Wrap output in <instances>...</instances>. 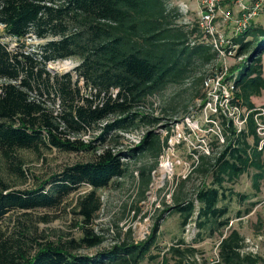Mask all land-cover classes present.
Segmentation results:
<instances>
[{
  "label": "trees",
  "instance_id": "obj_1",
  "mask_svg": "<svg viewBox=\"0 0 264 264\" xmlns=\"http://www.w3.org/2000/svg\"><path fill=\"white\" fill-rule=\"evenodd\" d=\"M176 12L166 0H0V38L15 43L10 48L0 41V155L12 160V171L23 177L18 150L88 152L86 161L64 166L30 189H11L0 176V221L12 211L56 209L71 193L88 187L74 203L77 236L53 242L32 238L22 224L16 237L0 229V264H140L158 257L159 264H198L193 244L214 234L219 236L216 256L202 264L260 263L258 256L242 252L244 238L229 226L228 207L221 204L225 192L232 194L228 185L241 175L252 171L254 197L264 180L259 112L252 101L264 90V26L252 22L232 43L244 59L223 79L229 84V106L237 109L242 125L237 128L232 118L219 114L221 133L214 144L219 149L198 153L175 188L182 190L194 174L201 176L200 184L190 198L172 194L170 210L178 215L180 229L193 220V244L178 239L161 256L153 253L155 225L140 242L80 252L103 242L91 227L102 207L99 191L125 177L133 160L140 162L135 168L143 196L167 146L169 127L164 136L156 132L160 118L142 108L171 85L189 80L186 86L203 88L206 76L195 75L194 69L217 60L197 22L178 23ZM28 36L43 41L26 51ZM67 58L77 60L71 70L47 69L48 63ZM193 97L204 101L206 95ZM124 134H137L139 140L117 148Z\"/></svg>",
  "mask_w": 264,
  "mask_h": 264
},
{
  "label": "rangeland",
  "instance_id": "obj_2",
  "mask_svg": "<svg viewBox=\"0 0 264 264\" xmlns=\"http://www.w3.org/2000/svg\"><path fill=\"white\" fill-rule=\"evenodd\" d=\"M168 8L176 9V22L183 24H194L197 20V6L193 0H166ZM225 6V5H223ZM231 6V7H230ZM230 12L235 15L237 8L227 5ZM252 24L264 26V13L258 14ZM2 27H0L1 33ZM217 30L225 37L230 38L233 43L234 26L232 22H222L218 19ZM0 41L7 43L10 48L15 46L13 40L2 36ZM43 40L32 36L24 39L26 51L33 50ZM237 47V46H235ZM235 49V48H234ZM235 51V50H234ZM236 53L225 59L213 60L203 66H196L193 73L204 75L209 79L208 87L187 85H171L160 96L153 97L144 108L145 112L153 113L160 118V123L153 128L164 136L166 125L169 127V139L178 132L181 135L179 142H174L170 150L164 148L159 157L156 169L151 173V183L144 195H140L138 184V172L135 167L140 163L131 161L129 173L118 178L108 188L99 191L102 207L97 218L91 223L94 233L103 237V242L94 248L80 250L81 253H94L99 248H108L121 242H140V237L146 233V237L152 232L156 225V247L153 253L160 256L169 246L175 244L178 239L185 243L193 244L194 234L191 220L185 229H180L178 215L170 210L174 201L172 194L175 193L177 180L186 176L191 170V162L198 153L210 151V148L219 149L214 144L220 136L221 126L219 114L232 118L237 128L241 126L238 111L229 106L230 91L229 84L223 82L224 77L229 76V68L238 65L242 59ZM77 64L74 58H67L50 62L47 69L51 72H66ZM220 73V74H219ZM223 73V75H222ZM264 76V58H263ZM211 79V80H210ZM188 87V88H187ZM205 93L204 101L194 98L195 93ZM257 111L261 112V125H264V90L259 96L252 98ZM244 112V110H241ZM264 130V129H263ZM86 140L88 137H84ZM139 137L137 134H124V139L117 148H126L128 144L135 143ZM172 140V141H173ZM219 143L222 139L218 140ZM138 142V141H137ZM216 150V151H217ZM17 155L22 160L21 168L24 176H19L12 171V160L0 155V176L2 180L14 190H23L36 187L39 183L49 179L58 173L64 166L88 159V152H62L55 149H41L38 153L32 150H18ZM262 159L264 162V148H262ZM145 163L148 159L142 160ZM167 165L166 170H161V164ZM251 174L241 175L235 184L228 185L229 192H225L226 199L221 204L228 207L229 226L238 229L244 239H249L250 245L245 251L261 258L259 264H264V180L260 184V190L256 197L251 185ZM201 176L194 174L182 190L176 193L180 196L192 197L195 189L201 182ZM88 187H81L78 191L71 193L61 206L56 209H37L23 213L12 211L0 221V229L7 237H16L22 226L27 227L25 232L37 240H48L53 242L65 241L78 234V216L74 212V203L79 195L87 191ZM248 195L249 198L242 200L241 196ZM255 201V206L245 213L250 202ZM240 213V214H239ZM240 215V216H239ZM225 229L222 230L223 234ZM144 240V239H143ZM142 241V240H141ZM219 236L214 234L205 236L199 242L193 244L197 252L194 260L198 264L211 261L216 256V247ZM161 257L154 261L145 260L140 264H159ZM190 261L192 260L189 259Z\"/></svg>",
  "mask_w": 264,
  "mask_h": 264
},
{
  "label": "built area",
  "instance_id": "obj_3",
  "mask_svg": "<svg viewBox=\"0 0 264 264\" xmlns=\"http://www.w3.org/2000/svg\"><path fill=\"white\" fill-rule=\"evenodd\" d=\"M223 1L224 0H195L197 6L196 22L198 29L203 34V40H205L204 42L210 44L212 48L217 52V59L222 60L235 54V46L232 45V41L230 40V38L225 37L218 32V19H220L222 22H232L234 26L233 32L236 36L243 33L250 26L251 22L258 14L264 13V0H230L232 5L237 8V13L235 15L230 12L227 6H223ZM243 56L244 55H241L238 58L242 59ZM203 84L208 87L209 79L207 80V78H205ZM258 114L261 115V112L259 111ZM258 114L255 115V118L257 122L256 130L258 135L261 137L259 141L260 149L262 145H264V125H261L260 120L257 118ZM240 124L242 125V121ZM173 137L174 140L169 139L167 141L166 149L168 150L174 147V142H179L181 135L176 132ZM137 141L138 139L135 140V142ZM187 226L189 227V225H186L185 228ZM146 233L147 232L143 233V235L139 239L140 241L146 238ZM249 245V239H244V246L242 249L243 253L253 252V250H250V252L245 251V249H247Z\"/></svg>",
  "mask_w": 264,
  "mask_h": 264
},
{
  "label": "crops",
  "instance_id": "obj_4",
  "mask_svg": "<svg viewBox=\"0 0 264 264\" xmlns=\"http://www.w3.org/2000/svg\"><path fill=\"white\" fill-rule=\"evenodd\" d=\"M193 1H194L195 6H196L195 0H193ZM230 3H231L230 0H224L222 4L225 5V6H227V5H230ZM231 5H232V3H231Z\"/></svg>",
  "mask_w": 264,
  "mask_h": 264
},
{
  "label": "bare ground",
  "instance_id": "obj_5",
  "mask_svg": "<svg viewBox=\"0 0 264 264\" xmlns=\"http://www.w3.org/2000/svg\"><path fill=\"white\" fill-rule=\"evenodd\" d=\"M160 167H161V170H162V171H164V170H166V168H167V165H166L165 163H163V164H161V166H160Z\"/></svg>",
  "mask_w": 264,
  "mask_h": 264
}]
</instances>
